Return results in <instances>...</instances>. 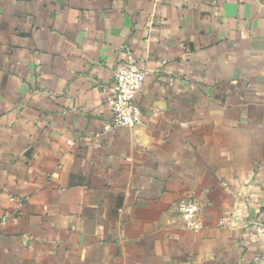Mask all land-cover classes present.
I'll use <instances>...</instances> for the list:
<instances>
[{
	"label": "crops",
	"instance_id": "crops-1",
	"mask_svg": "<svg viewBox=\"0 0 264 264\" xmlns=\"http://www.w3.org/2000/svg\"><path fill=\"white\" fill-rule=\"evenodd\" d=\"M0 218V264H264V0H0Z\"/></svg>",
	"mask_w": 264,
	"mask_h": 264
},
{
	"label": "built area",
	"instance_id": "built-area-1",
	"mask_svg": "<svg viewBox=\"0 0 264 264\" xmlns=\"http://www.w3.org/2000/svg\"><path fill=\"white\" fill-rule=\"evenodd\" d=\"M146 79V72L129 62L123 68L116 70L113 74L112 87L107 104L112 112V121L104 126L105 130L114 128L132 129L142 122L141 107L136 100V96L141 92ZM153 116H157L156 112ZM14 201L15 198H10ZM178 211L183 221V227L191 230H200L202 222L199 216L200 205L193 198L181 199L178 204ZM225 224V220L220 221ZM4 224V219L0 218V227ZM257 232L264 237V223L256 224Z\"/></svg>",
	"mask_w": 264,
	"mask_h": 264
}]
</instances>
